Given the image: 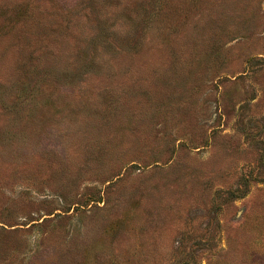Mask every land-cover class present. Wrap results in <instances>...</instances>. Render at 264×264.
Instances as JSON below:
<instances>
[{
  "label": "rangeland",
  "instance_id": "1",
  "mask_svg": "<svg viewBox=\"0 0 264 264\" xmlns=\"http://www.w3.org/2000/svg\"><path fill=\"white\" fill-rule=\"evenodd\" d=\"M0 264H264V0H0Z\"/></svg>",
  "mask_w": 264,
  "mask_h": 264
}]
</instances>
